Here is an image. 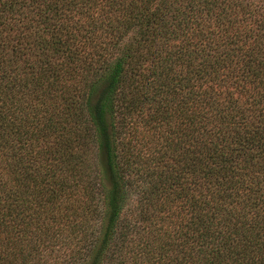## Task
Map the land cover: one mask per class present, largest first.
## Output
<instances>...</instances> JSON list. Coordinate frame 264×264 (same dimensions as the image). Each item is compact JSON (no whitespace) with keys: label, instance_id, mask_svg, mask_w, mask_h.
<instances>
[{"label":"trees","instance_id":"1","mask_svg":"<svg viewBox=\"0 0 264 264\" xmlns=\"http://www.w3.org/2000/svg\"><path fill=\"white\" fill-rule=\"evenodd\" d=\"M0 264H264V0H0Z\"/></svg>","mask_w":264,"mask_h":264}]
</instances>
